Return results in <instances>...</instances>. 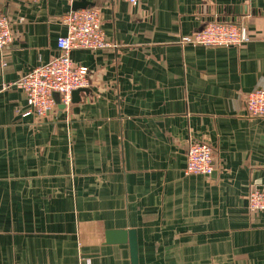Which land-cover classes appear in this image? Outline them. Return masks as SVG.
Segmentation results:
<instances>
[{
    "label": "crops",
    "instance_id": "0c3cea01",
    "mask_svg": "<svg viewBox=\"0 0 264 264\" xmlns=\"http://www.w3.org/2000/svg\"><path fill=\"white\" fill-rule=\"evenodd\" d=\"M101 12L117 47L74 50L90 93L38 120L21 78L59 54L63 17ZM13 41L0 52V264H132L110 230H136L138 264H264V0H0ZM210 20L247 29L240 47L182 45ZM190 140L210 176L185 174Z\"/></svg>",
    "mask_w": 264,
    "mask_h": 264
},
{
    "label": "built area",
    "instance_id": "2783aa9c",
    "mask_svg": "<svg viewBox=\"0 0 264 264\" xmlns=\"http://www.w3.org/2000/svg\"><path fill=\"white\" fill-rule=\"evenodd\" d=\"M36 2L38 0H23ZM138 6L140 0H123ZM67 28L58 38L59 54L50 62L33 69L18 82L25 93L29 114L38 120L46 118L57 107L54 95L59 94L60 104L72 105V94L92 86L91 72L71 58L74 50L100 51L116 48L107 40L102 25L101 12L97 8L85 7L69 11L63 17ZM249 40L247 29L234 20H210L200 30L181 38V44L206 48L240 47ZM13 41L12 23L0 13V52ZM248 115L264 119V90L250 92L246 98ZM215 171L213 149L205 142L190 140L187 150L185 174L210 176ZM248 208L252 213L264 212V188H254L248 194Z\"/></svg>",
    "mask_w": 264,
    "mask_h": 264
},
{
    "label": "water",
    "instance_id": "95a60500",
    "mask_svg": "<svg viewBox=\"0 0 264 264\" xmlns=\"http://www.w3.org/2000/svg\"><path fill=\"white\" fill-rule=\"evenodd\" d=\"M88 89H80L72 94V103H78L80 101V95L82 93L88 94ZM55 101L60 109H64L65 106L60 104L59 94L54 95ZM106 241L108 244H129L131 251L132 264H138V240L136 230H110L106 233Z\"/></svg>",
    "mask_w": 264,
    "mask_h": 264
}]
</instances>
